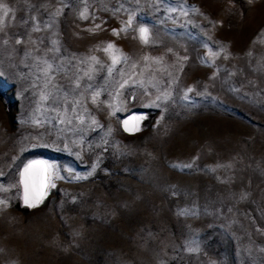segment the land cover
<instances>
[{"label": "rangeland", "instance_id": "1", "mask_svg": "<svg viewBox=\"0 0 264 264\" xmlns=\"http://www.w3.org/2000/svg\"><path fill=\"white\" fill-rule=\"evenodd\" d=\"M0 201V264H264V0H0Z\"/></svg>", "mask_w": 264, "mask_h": 264}, {"label": "snow or ice", "instance_id": "2", "mask_svg": "<svg viewBox=\"0 0 264 264\" xmlns=\"http://www.w3.org/2000/svg\"><path fill=\"white\" fill-rule=\"evenodd\" d=\"M83 15V14H82ZM99 27V26H98ZM141 32V37L142 39H144L145 42H147V30L146 29H141L140 30ZM19 42V41H18ZM114 46L109 44L108 45V49H112ZM106 49V51L108 50ZM95 59V58H93ZM113 62L115 63V58L113 60ZM189 91H191V89H189ZM93 123H95V121H93ZM39 163V162H37ZM187 167H190V165H186ZM37 167V164H33V165H29L25 168V174H28L30 169H33ZM30 181L34 184L35 183V180H34V177L31 176V175H25V177L23 178L22 182L24 184V189H25V203L29 206V207H34L35 206V203L31 202L30 199H29V184H30ZM50 181H49V178H48V174L45 170L44 174H43V177H42V186L44 187H47L49 185ZM52 187H55L54 184H51ZM0 203H4V201H0Z\"/></svg>", "mask_w": 264, "mask_h": 264}, {"label": "bare ground", "instance_id": "3", "mask_svg": "<svg viewBox=\"0 0 264 264\" xmlns=\"http://www.w3.org/2000/svg\"><path fill=\"white\" fill-rule=\"evenodd\" d=\"M132 124H133L132 120L129 119L127 121L126 127L130 128V127H132ZM35 164H37V167L31 169L30 175L34 177L35 183L34 184L32 183V186H33L34 190L36 191V193L39 195L38 196V198H39V197H42L44 195L45 190L47 188V187L42 186V177H43L45 170L48 174L49 168L47 170V166L45 167V165H42V164L40 165L38 163H35Z\"/></svg>", "mask_w": 264, "mask_h": 264}]
</instances>
